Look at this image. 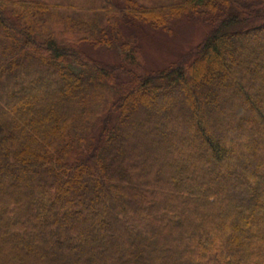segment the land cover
<instances>
[{"label": "trees", "instance_id": "obj_1", "mask_svg": "<svg viewBox=\"0 0 264 264\" xmlns=\"http://www.w3.org/2000/svg\"><path fill=\"white\" fill-rule=\"evenodd\" d=\"M0 264H264V0H0Z\"/></svg>", "mask_w": 264, "mask_h": 264}, {"label": "rangeland", "instance_id": "obj_2", "mask_svg": "<svg viewBox=\"0 0 264 264\" xmlns=\"http://www.w3.org/2000/svg\"><path fill=\"white\" fill-rule=\"evenodd\" d=\"M208 32V27L201 25L198 20L184 19L176 22L169 33L148 27L138 32L141 46L147 64L154 70L168 66L175 62L182 54L193 49L200 43ZM84 51L95 59L113 64L117 59L116 51L105 49L92 50L84 47Z\"/></svg>", "mask_w": 264, "mask_h": 264}]
</instances>
